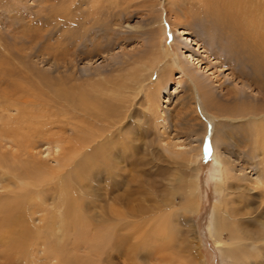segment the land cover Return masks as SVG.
Returning <instances> with one entry per match:
<instances>
[{
    "label": "rangeland",
    "instance_id": "374dc122",
    "mask_svg": "<svg viewBox=\"0 0 264 264\" xmlns=\"http://www.w3.org/2000/svg\"><path fill=\"white\" fill-rule=\"evenodd\" d=\"M181 1L175 8L181 7L182 11L175 9L176 12L183 17L187 12L193 21L190 33L185 35H180L182 25L178 26L177 32H173L174 18L167 15L164 0H157V4L149 0H0V124L16 114L13 106L3 103V99L14 89H30L35 94L41 90L44 92L41 98H51L52 101L58 100L57 93L63 91L72 93L76 98L84 97L87 92L91 93L92 99H106L111 95L126 98L123 105L129 109L124 107L123 111L129 115L127 128L131 130L128 136L131 141H137L134 144L142 146L139 156L144 157L143 168L146 172L137 173L139 175L133 173L141 184L133 182L130 188L129 228L123 231L126 233L124 240L120 235H115L106 241L102 250L105 251L104 257L111 255L106 264H186L194 260L196 264H233L214 242L211 230L214 209L222 196L224 203L233 200L229 204L239 207L240 196L244 194L251 199L248 210H255L251 211V216L257 217L264 205L259 195L260 187L254 184L260 174L264 178V141L262 147L252 151L254 141H236L243 134L237 129L229 130L227 134L228 128H225V133L220 131L222 141H217L224 156L222 164L218 161L221 166L212 148L211 159L207 158L208 153L204 150L192 165L184 158L171 157L165 150L166 142H187L188 131L182 125L177 126V111L185 85V81L177 84L184 79L182 61L189 58L196 65L198 60L195 58L198 57L203 59V64H199L202 69L215 73V79L222 77L219 75L222 68L214 67L216 59L211 55L214 51L210 47V40L213 37L219 46L225 41L215 37L209 21L202 22L199 16L196 17L198 20L193 17L195 12L202 10V2ZM263 12L258 14L259 17L254 13L250 15L255 23L260 24L261 31L264 30ZM237 17L239 21L242 16ZM178 36H182L181 51L184 55L178 50ZM161 39L163 45L160 48ZM240 40L248 44L256 43L253 35ZM155 46L158 47L157 51L165 50L169 54L173 72L171 76L165 73L163 79L168 84L154 96L148 91L150 85L156 86L151 79L145 82L149 86L138 93V85L134 81L137 68L134 61L146 56ZM248 53L246 51L240 57ZM208 55L211 56L209 59ZM163 61L164 58L154 69L155 79L160 77L161 68L165 66ZM262 80L264 84V73ZM55 111L59 116L62 114V111ZM209 124L205 147L210 146L211 142L213 125L211 122ZM69 134L70 130L64 133L59 128L52 129L38 140L42 142L36 144L34 152L42 154V158L54 164L53 155L48 153L55 151V147L46 143L47 138L52 139L56 135L68 137ZM252 152L255 158H252ZM221 167L228 175L227 184L223 187L219 185L220 178H211L212 172ZM177 178L180 181L177 182ZM87 183L89 187L77 188L76 193L85 198L87 203L83 212L87 211L86 214L93 217L95 223L90 227L85 223L84 228L98 231L107 225L106 231L109 233L113 225H100L98 223L102 220L99 218L110 216L111 207L120 211L125 208L105 190L100 189L99 199L96 181L91 175L87 176ZM99 183L106 185L102 180ZM218 186L222 191H218ZM173 187L176 189L171 191ZM194 191L198 210L192 213L185 205V198ZM123 192L124 189L118 193ZM168 207L173 209L167 210ZM172 210L176 214L170 219L173 230L162 233L159 238L161 222L154 218ZM20 212L24 213L25 208ZM191 223L194 225L193 231H189ZM66 224L63 225L69 235L63 239L61 246L64 252L72 256L75 244L84 249L88 244L86 237L90 239L93 235H86L85 229L81 235L77 234ZM57 226H53V235L57 234ZM159 245L163 248L158 250ZM93 250L90 249V252ZM246 260L239 264H252L250 262L254 260L264 264V255ZM13 264L23 262L20 259Z\"/></svg>",
    "mask_w": 264,
    "mask_h": 264
},
{
    "label": "bare ground",
    "instance_id": "6f19581e",
    "mask_svg": "<svg viewBox=\"0 0 264 264\" xmlns=\"http://www.w3.org/2000/svg\"><path fill=\"white\" fill-rule=\"evenodd\" d=\"M149 1L157 4V0ZM164 1L167 5V15L170 14L169 16L174 18L173 32H177L178 26L182 25L180 35L190 33L193 21L191 22L187 12L183 17L175 10L179 9L175 7L181 0ZM198 1L202 2V10L195 12L193 17L199 16L202 22L209 21L215 37L225 41L219 46L215 44L213 37L207 35L211 38L210 47L214 51L211 55L216 59L214 67L222 68L219 74L222 77L215 79V73L202 69L199 64H203V59L195 58L198 60V66L194 62L191 63L189 58L182 61L181 71L184 79L179 80L177 84L185 81V85L177 111V126L182 125L188 131L187 142H166L165 150L171 157L184 158L192 165L205 150L209 133L207 127L211 122L213 129L209 144L217 163L222 164L224 156L220 150L221 144L217 145V141H222L220 131L225 133V128H228L227 134L233 129L243 134V137L236 141H254L252 151L263 146L264 30L261 31L260 24L255 23L254 17L250 15L254 13L258 16L264 10V0ZM180 9L182 11L181 7ZM238 15L242 16L239 21ZM197 18L195 20H198ZM249 35L254 36L256 43L248 44L240 40ZM178 39V50L184 55L181 51L182 36H178ZM162 45L161 39L160 48ZM157 49L155 46L146 56L143 55L134 61L137 66L134 81L138 85V93H142L146 86H149L145 83L149 79L156 85L148 87V91L154 96L168 84L163 76L166 72L171 76L173 72L171 58L165 50ZM246 51L250 53L240 57ZM207 57L209 59L211 56ZM163 58L165 66L161 68L160 77L155 79L154 69ZM245 59L247 61H244ZM43 93L40 90L35 94L30 89L22 88L21 91L19 88L14 89L10 95H5V100L3 99L4 104L15 108L16 114L7 117L0 124V264H13L20 259L23 264H106L111 256L109 254L104 257L105 251L102 250L106 241L115 235H120L124 240L123 236L129 228L130 188L133 182H141L137 181L133 173L146 172L143 168L144 157L139 156L142 146L139 143L134 144L137 141H131L128 136L131 130L127 128L129 115L127 111H123L126 107L123 100L126 101V98L111 95L106 99H92L91 93L88 92L84 97L76 98L72 93L63 91L57 93L58 100L52 101L51 98L42 99ZM53 109L62 111V114L57 115L58 112ZM77 117L78 121L75 120ZM54 128H59L64 133L70 130L71 134L68 137L52 136V139L46 137V143L55 147V151L48 153L53 155L55 162L51 164L48 159L40 156L42 154L34 151L36 144L42 142L38 140ZM252 158H255L253 152ZM215 171L220 174L219 185L223 187L227 184V172L224 167ZM89 175L96 181L99 199L100 189L105 190L106 193L114 195V200L125 208L120 211L111 207L110 216L99 218L102 221L98 224L113 225L108 230L109 233L106 231L107 225L98 231L84 228L85 223L89 224L87 227L93 225L95 222L92 220L95 219L87 215V211L83 212L87 202L76 193V189L89 187ZM101 180L105 181V186L100 185ZM178 180L180 181L177 178V182ZM187 183L189 185V182ZM254 184L259 185V195L264 201V178L261 174ZM123 189L124 194L118 193ZM175 189L173 187L170 190ZM218 191H222L219 186ZM194 194L195 191L185 198V205L192 213L198 210ZM222 198L214 209L211 228L218 249L229 257L233 264L263 256L264 205L255 217L251 216V211L255 210H248L251 199L246 194L240 196L239 207L230 205V200L224 203ZM23 208L24 213L20 212ZM169 209L173 208L168 207L167 210ZM174 215L175 211L172 210L166 215L161 214L154 218L161 222L159 238L162 233L167 234L170 229L173 230V222L170 219ZM63 224L77 234L81 235V231L85 229L86 235H93L90 239L86 237L88 244L84 249L75 244V253L72 256L64 252L61 246L63 239L69 235ZM56 225L57 234L53 235ZM189 226V231H193L194 225L191 223ZM77 229L80 231L77 232ZM92 248L94 250L90 252ZM160 248H163L162 245L157 249ZM199 259L201 262V257ZM250 263L258 264L256 260ZM186 264L196 262L194 260Z\"/></svg>",
    "mask_w": 264,
    "mask_h": 264
},
{
    "label": "clouds",
    "instance_id": "9594fccd",
    "mask_svg": "<svg viewBox=\"0 0 264 264\" xmlns=\"http://www.w3.org/2000/svg\"><path fill=\"white\" fill-rule=\"evenodd\" d=\"M211 178L213 180H218L220 178V174L216 172L215 170L212 172Z\"/></svg>",
    "mask_w": 264,
    "mask_h": 264
},
{
    "label": "snow or ice",
    "instance_id": "6c2138e0",
    "mask_svg": "<svg viewBox=\"0 0 264 264\" xmlns=\"http://www.w3.org/2000/svg\"><path fill=\"white\" fill-rule=\"evenodd\" d=\"M211 151H212V149L210 146L205 147V152L208 153V155H207L208 159H211Z\"/></svg>",
    "mask_w": 264,
    "mask_h": 264
}]
</instances>
